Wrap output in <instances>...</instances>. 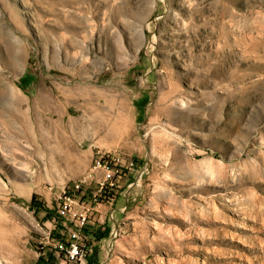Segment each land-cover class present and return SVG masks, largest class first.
<instances>
[{
	"label": "rangeland",
	"instance_id": "rangeland-1",
	"mask_svg": "<svg viewBox=\"0 0 264 264\" xmlns=\"http://www.w3.org/2000/svg\"><path fill=\"white\" fill-rule=\"evenodd\" d=\"M69 106L136 163L84 264H264V0H0V264H61Z\"/></svg>",
	"mask_w": 264,
	"mask_h": 264
},
{
	"label": "built area",
	"instance_id": "built-area-1",
	"mask_svg": "<svg viewBox=\"0 0 264 264\" xmlns=\"http://www.w3.org/2000/svg\"><path fill=\"white\" fill-rule=\"evenodd\" d=\"M135 167L133 159L125 161L119 154L99 150L89 171L70 191L64 190L56 198V216L51 217L54 228L49 234L48 246L61 264H84L94 253L95 239L87 232L91 213L99 206L112 207L118 184ZM94 181L95 190L87 192ZM58 225H61L60 230Z\"/></svg>",
	"mask_w": 264,
	"mask_h": 264
},
{
	"label": "crops",
	"instance_id": "crops-1",
	"mask_svg": "<svg viewBox=\"0 0 264 264\" xmlns=\"http://www.w3.org/2000/svg\"><path fill=\"white\" fill-rule=\"evenodd\" d=\"M73 100L74 98H67V104L73 103ZM61 116L60 143L56 142L54 149H51L55 154L54 159L59 165L50 175L60 177L79 176L88 170L96 156L97 148H102L105 144L102 139L94 142L88 138L90 130L87 127V122L81 121L80 117L76 118L72 107L62 108ZM93 219L96 218H92L91 215V223L87 228L90 235L96 232V227H100L99 223L103 218L101 216L97 224Z\"/></svg>",
	"mask_w": 264,
	"mask_h": 264
}]
</instances>
